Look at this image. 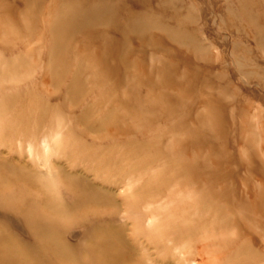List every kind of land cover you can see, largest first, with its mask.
Wrapping results in <instances>:
<instances>
[{
    "label": "rangeland",
    "instance_id": "1",
    "mask_svg": "<svg viewBox=\"0 0 264 264\" xmlns=\"http://www.w3.org/2000/svg\"><path fill=\"white\" fill-rule=\"evenodd\" d=\"M0 239L264 264V0H0Z\"/></svg>",
    "mask_w": 264,
    "mask_h": 264
},
{
    "label": "bare ground",
    "instance_id": "2",
    "mask_svg": "<svg viewBox=\"0 0 264 264\" xmlns=\"http://www.w3.org/2000/svg\"><path fill=\"white\" fill-rule=\"evenodd\" d=\"M122 56V55H121ZM121 56H120V58H121ZM119 58V57H118ZM73 153V152H72ZM68 154H70V153H68ZM131 162H133V161H131ZM150 164H152V163H150ZM136 165V164H135ZM116 167V166H115ZM6 182V181H5ZM40 183V182H39ZM6 184H7V182H6ZM41 186V191H43V192H46V191H48L47 189H46V187L47 186H45V185H40ZM152 189H154V186L152 187ZM155 191V190H154ZM157 192H158V190H157ZM148 194V193H147ZM146 197H147V195H145ZM142 198H143V196H142ZM147 200V199H146ZM175 201V200H174ZM177 202V201H176ZM58 207H60V206H58ZM52 210H55V208L54 209H52ZM168 239V238H167ZM166 239V240H167ZM56 245V244H55ZM57 246V245H56ZM54 247V251L56 252V255L57 256H59L58 257V260L60 259V261L61 260H63V262H65V263H67V262H69V259H71L70 258V255L68 254V252L64 249V247H62V246H57V247ZM90 247H92V246H90ZM0 252H2V253H0V261H1V263H6V264H9V261H11L12 262V260L10 259V257L7 255L8 253H12L13 255H15V256H17L18 254H16L15 252H16V250L14 251L13 250V247L10 245V243L8 242V241H6V240H2V239H0ZM18 253H19V251H17ZM3 257V258H2ZM6 258H8V259H6ZM239 258H244V257H242V256H240L239 257V255L238 254H236L235 256H233V257H230L229 258V260H228V262H226L227 264H248V261L246 260H244V259H239ZM236 259V260H235ZM248 259V258H247ZM225 263V264H226Z\"/></svg>",
    "mask_w": 264,
    "mask_h": 264
}]
</instances>
